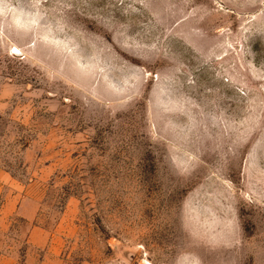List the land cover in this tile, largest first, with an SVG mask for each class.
<instances>
[{"label":"rangeland","instance_id":"rangeland-1","mask_svg":"<svg viewBox=\"0 0 264 264\" xmlns=\"http://www.w3.org/2000/svg\"><path fill=\"white\" fill-rule=\"evenodd\" d=\"M0 264H264V0H0Z\"/></svg>","mask_w":264,"mask_h":264}]
</instances>
